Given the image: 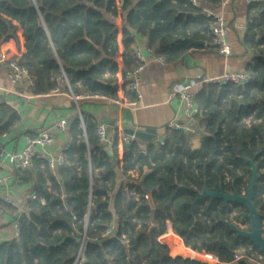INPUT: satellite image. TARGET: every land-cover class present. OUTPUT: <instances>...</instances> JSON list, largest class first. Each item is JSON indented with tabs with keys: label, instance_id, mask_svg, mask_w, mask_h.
Returning <instances> with one entry per match:
<instances>
[{
	"label": "trees",
	"instance_id": "obj_1",
	"mask_svg": "<svg viewBox=\"0 0 264 264\" xmlns=\"http://www.w3.org/2000/svg\"><path fill=\"white\" fill-rule=\"evenodd\" d=\"M248 13L243 44L256 51L247 69L249 83L243 88L206 85L195 92L199 113L194 120L204 122L200 146L190 147L186 130L166 128L157 140L130 144L115 129L107 136L108 147L98 140L89 116L81 122L75 117L73 141L62 152L57 178L38 158L22 171L43 164L49 185L37 183L36 196L15 217L19 235L0 245V264H74L76 259L80 264H208L197 260L204 254L172 255L159 241L168 225L185 246L220 264L231 263L240 249L264 262V252L235 237L223 222L248 223L240 215L242 205L206 198L191 206L203 186L216 192L220 185L225 191L233 185L245 194L251 176L245 159L255 154L259 177L253 202L264 220V1L250 4ZM209 26L210 18L192 0H0V44L14 42L12 58L27 69L35 95L58 87L135 99L123 79L138 65L134 34L146 36L154 55L172 64L186 54L216 51ZM190 38L207 45L196 46ZM16 120L0 102V135ZM133 169L138 180L129 177L116 187V170L125 175ZM1 204L10 215L15 211ZM113 221L114 236L100 239Z\"/></svg>",
	"mask_w": 264,
	"mask_h": 264
},
{
	"label": "crops",
	"instance_id": "obj_2",
	"mask_svg": "<svg viewBox=\"0 0 264 264\" xmlns=\"http://www.w3.org/2000/svg\"><path fill=\"white\" fill-rule=\"evenodd\" d=\"M192 1L202 14L218 15L225 20L231 54L222 56L218 53V49L213 52L198 51L186 54L172 64H162L148 48L146 36L134 34L132 49L134 55L135 52L140 54L139 62L143 65L141 83L138 94L127 90L126 87L125 89L134 94L135 99L131 100H135L136 105L126 107L125 102L128 100H111L106 97L84 99L79 102L81 118L89 116L96 125L102 124L108 137L113 136L115 129L123 133L125 128H152L156 130L154 140L161 138L168 124L174 121L188 132L189 144L192 149L200 146L202 137L196 133L195 129L202 130L204 122L202 119L195 121L185 117L183 103L177 97L176 92L185 82L215 77L222 73L247 72L248 66L253 63L256 51L243 44L250 6L245 0ZM196 42L203 43L196 45L201 48L207 45L201 40ZM15 54L16 49L13 41L0 44V102L8 105L17 116L16 122L0 135V170L3 175L8 177L7 183L0 185V196L5 195L13 202V205L9 204V206L15 208V211L10 215L8 211L2 210V201H0V245L16 238L15 217L21 215L25 211L26 202L36 196L37 183L42 182L49 185L46 174L43 172V164H38L31 172L16 171L11 166L10 155L22 152L28 139L46 131L52 134L53 140L44 149L36 147V150L38 153L44 152L46 156L55 160L73 141L70 126L76 117L70 91L61 89L57 93L35 95L26 84L10 85L6 75V64L8 60L13 59ZM201 88H194V95ZM60 121L66 122V128L63 131L56 129V124ZM60 167L55 165L54 169L49 171L57 178ZM127 178H129L127 174L123 175L120 170H116V187L124 184ZM159 241L169 248L171 254L173 252L175 255L190 257H192L191 255L204 254L207 256H198L197 260L204 258L213 260L215 264H220L216 257L204 252L198 253L193 248L191 249V246H185L183 241L172 232L170 225ZM236 252L247 256L243 259H246L250 264H264L262 257L256 253L247 255L244 249L236 250ZM238 262L233 260L229 264H238Z\"/></svg>",
	"mask_w": 264,
	"mask_h": 264
},
{
	"label": "built area",
	"instance_id": "obj_3",
	"mask_svg": "<svg viewBox=\"0 0 264 264\" xmlns=\"http://www.w3.org/2000/svg\"><path fill=\"white\" fill-rule=\"evenodd\" d=\"M247 4L259 3L264 0H245ZM193 2V1H192ZM207 18H210V32L213 36V42L218 49V53L222 56H228L231 54V48L228 45L227 36H228V28L225 20L218 15L206 14ZM135 57L138 60V65L131 69L127 70L124 73V83L127 90L132 91L138 94V89L141 83V72L143 70L142 63L139 62L140 54L135 52ZM157 59L160 63L164 64V59L161 56H157ZM7 79L10 85L16 86L20 84H26L31 89L34 88V83L30 76L28 75L27 69L17 62L16 59H10L7 61ZM250 80V76L247 72H231V73H222L215 77L197 79L193 82H185L181 85L180 89L176 92L177 97L183 103V113L187 119H194V117L199 113L197 105L194 101V88H201L206 85H216L218 87H226L228 85H235L236 87L243 88L245 87ZM64 84L68 87L67 81H64ZM52 93L60 92V88H56ZM72 99V106L76 112V117L82 121L80 111H79V102L86 99H97L103 96L99 95H91L87 93L73 94L70 93ZM126 107H133L136 105L135 100H128L125 102ZM245 124L248 126L250 123V119L246 118L244 120ZM66 128V122L60 121L56 124V129L58 131H63ZM170 129L179 130L182 129L180 125L176 122H170L168 127ZM96 134L98 140L105 144L106 146H111V140L108 139L105 127L102 124L96 125ZM121 140L130 144L133 141H136L133 135H126L125 133H121ZM53 140V136L49 132H41L36 137L27 140V144L22 152L20 153H12L10 155L11 166L16 171H24L32 167L33 161L35 158L42 159L49 170L54 169L55 165L61 166L63 164V156L60 153L55 160L51 159L49 156H46L44 152L38 153L36 147H40L44 149L47 145L51 143ZM162 144L163 142L160 141ZM143 153H145L143 151ZM264 171V169H263ZM127 175L133 180L137 181L140 174L136 169H133L127 172ZM8 177L3 175L0 170V185H5L7 183ZM133 194V193H132ZM109 195V194H108ZM134 195V194H133ZM110 196V195H109ZM0 201L13 205V202L8 199L5 195L0 196ZM19 215L17 216V218ZM261 231H264V220L261 221L260 224ZM15 236L16 238L19 235V227L17 221L14 222ZM116 223L113 221L110 223L104 232L100 235V239H105L109 237H113L115 234ZM247 256L241 254L240 252H236L233 255L234 261H240ZM249 258V257H248ZM74 264H80L76 259Z\"/></svg>",
	"mask_w": 264,
	"mask_h": 264
},
{
	"label": "water",
	"instance_id": "obj_4",
	"mask_svg": "<svg viewBox=\"0 0 264 264\" xmlns=\"http://www.w3.org/2000/svg\"><path fill=\"white\" fill-rule=\"evenodd\" d=\"M190 42L194 45H201L202 42H196L190 39ZM105 122V121H104ZM196 133L201 137L204 133L201 129L196 128ZM123 133L126 135H133L135 139L141 143H150L156 138V130L152 128L136 127L134 129H123ZM256 155L253 154L251 158L245 159L250 166V180L246 189L245 194H239L237 190L231 186V191L223 190L222 186H219V190L216 192L208 191L205 186L199 191H195L194 200L191 203L192 208L199 200L208 198L209 201L214 199H221L226 205L227 203H236L244 207V211L240 213L241 217L248 221V229L243 230L238 228L234 223L223 221L228 228L234 233L235 237L247 238L252 244H254L260 251L264 252V234L261 231L260 224L262 214L256 208L253 202V193L256 186L259 173L257 166L254 163ZM192 249V246L190 247ZM213 264V262H207Z\"/></svg>",
	"mask_w": 264,
	"mask_h": 264
},
{
	"label": "rangeland",
	"instance_id": "obj_5",
	"mask_svg": "<svg viewBox=\"0 0 264 264\" xmlns=\"http://www.w3.org/2000/svg\"><path fill=\"white\" fill-rule=\"evenodd\" d=\"M233 223L240 229H243V230L248 229V223L242 222L240 220H235V221H233ZM186 256H188V255H186ZM188 257H190V256H188ZM198 260H200V259H198ZM201 261L213 262V264H215V262L213 260L212 261L211 260H201Z\"/></svg>",
	"mask_w": 264,
	"mask_h": 264
},
{
	"label": "bare ground",
	"instance_id": "obj_6",
	"mask_svg": "<svg viewBox=\"0 0 264 264\" xmlns=\"http://www.w3.org/2000/svg\"><path fill=\"white\" fill-rule=\"evenodd\" d=\"M198 259H200V260H205L204 258H198Z\"/></svg>",
	"mask_w": 264,
	"mask_h": 264
}]
</instances>
